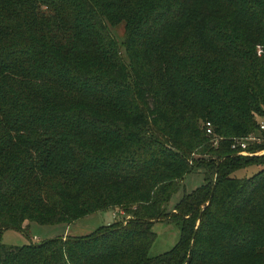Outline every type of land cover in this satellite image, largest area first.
Here are the masks:
<instances>
[{
  "label": "trees",
  "instance_id": "obj_1",
  "mask_svg": "<svg viewBox=\"0 0 264 264\" xmlns=\"http://www.w3.org/2000/svg\"><path fill=\"white\" fill-rule=\"evenodd\" d=\"M119 22L126 57L109 30ZM257 45L264 0H0V234L115 206L132 215L0 241V264H264ZM258 131L250 153L230 147ZM192 171L203 183L168 211ZM167 217L179 237L151 255Z\"/></svg>",
  "mask_w": 264,
  "mask_h": 264
},
{
  "label": "rangeland",
  "instance_id": "obj_2",
  "mask_svg": "<svg viewBox=\"0 0 264 264\" xmlns=\"http://www.w3.org/2000/svg\"><path fill=\"white\" fill-rule=\"evenodd\" d=\"M109 30L117 39L120 54L123 57H126L124 50V23L119 22L116 24H110ZM262 47L264 48V46ZM257 118L264 121V116H258ZM263 151L264 148H257L254 153H260ZM194 156H201V154L194 153ZM259 168V164L251 163L246 167L236 169L233 173L238 176L250 175ZM201 183H203V175L201 172L192 171L185 174L179 188L172 193L169 201L166 203V209L168 211H173L174 204L179 200L183 192L191 191ZM113 209L118 212L116 218L113 217ZM123 209L124 208H122L121 206H115L114 208L97 210L74 220L71 224H40L37 222H32L29 226L30 228L28 230V233L29 236H31V238L34 237V239H30L29 237H27V235L23 234L22 232L20 233L18 230L6 229L5 231L1 232L0 241L11 244H22L24 242H27L28 240L40 241L44 238L62 233L65 229L66 232H69L71 235L87 234L98 228L100 225L108 224L116 220H122L125 222L127 219L131 218L132 215L130 213L127 214L126 212H121L124 211ZM152 230L155 232V239L149 248V254L151 255H155L168 250L177 241L180 234L179 226L168 217L160 220H155L152 224Z\"/></svg>",
  "mask_w": 264,
  "mask_h": 264
},
{
  "label": "built area",
  "instance_id": "obj_3",
  "mask_svg": "<svg viewBox=\"0 0 264 264\" xmlns=\"http://www.w3.org/2000/svg\"><path fill=\"white\" fill-rule=\"evenodd\" d=\"M264 52V48L261 45H257V53L261 54ZM259 131L264 129V121L261 119L258 121ZM258 132H250L244 136H233L231 137L230 147L237 149L238 153H248L247 146L251 142H260L263 137ZM205 132L210 135L213 144H217L218 140L221 138L220 135L216 134L213 130L212 124L209 120L205 121ZM123 212V211H121ZM118 212L113 210V217H117Z\"/></svg>",
  "mask_w": 264,
  "mask_h": 264
},
{
  "label": "crops",
  "instance_id": "obj_4",
  "mask_svg": "<svg viewBox=\"0 0 264 264\" xmlns=\"http://www.w3.org/2000/svg\"><path fill=\"white\" fill-rule=\"evenodd\" d=\"M3 231H5V230H3ZM19 232H20V231H19ZM20 233H21V232H20ZM58 233H59V232H58ZM65 234H70V233H69V232H66V229H65L64 232L59 233V234H57V235H65ZM78 235H80V234H78ZM29 238H30V239H32V238L34 239V237L31 238V236H29ZM32 241H33V240H32ZM7 244H11V243H7Z\"/></svg>",
  "mask_w": 264,
  "mask_h": 264
}]
</instances>
